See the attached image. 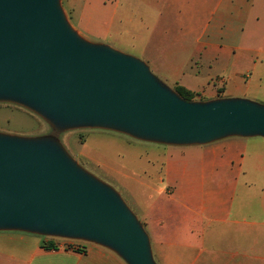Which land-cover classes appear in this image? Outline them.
<instances>
[{
    "label": "crops",
    "instance_id": "obj_1",
    "mask_svg": "<svg viewBox=\"0 0 264 264\" xmlns=\"http://www.w3.org/2000/svg\"><path fill=\"white\" fill-rule=\"evenodd\" d=\"M169 17L173 28L158 30ZM112 19L157 36L142 57L107 47L142 62L170 90L264 106V0H115ZM235 34L238 44H227ZM252 93L261 102L247 99ZM184 149L165 157L156 185H141L144 202L131 194L128 209L153 264H264V137L228 135ZM0 264L129 263L84 240L0 229Z\"/></svg>",
    "mask_w": 264,
    "mask_h": 264
},
{
    "label": "water",
    "instance_id": "obj_2",
    "mask_svg": "<svg viewBox=\"0 0 264 264\" xmlns=\"http://www.w3.org/2000/svg\"><path fill=\"white\" fill-rule=\"evenodd\" d=\"M0 96L27 101L65 124L119 126L177 144L264 137V106L184 101L142 62L79 41L57 0H0ZM0 229L80 239L114 249L129 264H153L145 234L122 201L58 150L4 137Z\"/></svg>",
    "mask_w": 264,
    "mask_h": 264
},
{
    "label": "rangeland",
    "instance_id": "obj_3",
    "mask_svg": "<svg viewBox=\"0 0 264 264\" xmlns=\"http://www.w3.org/2000/svg\"><path fill=\"white\" fill-rule=\"evenodd\" d=\"M113 5L115 0H57V8L68 30L90 47L110 46L142 57L145 47L158 45L156 35L148 38L140 25L135 29L127 19L116 27L112 19ZM164 22L173 28L176 20L172 17L161 20L158 30ZM238 41L237 34L225 39L227 44L237 45ZM164 83H160L164 88L172 86ZM229 91L230 95H240L239 91ZM172 92L177 94L174 90ZM249 97L247 99L255 102L263 99L254 93ZM0 137L58 150L77 172L106 188L127 209L133 210L131 202L135 201L131 194L144 202L141 185L158 183L165 157L173 155L174 158L185 152L182 151L184 147L196 146L146 137L119 126L84 121L65 124L27 101L1 96Z\"/></svg>",
    "mask_w": 264,
    "mask_h": 264
},
{
    "label": "trees",
    "instance_id": "obj_4",
    "mask_svg": "<svg viewBox=\"0 0 264 264\" xmlns=\"http://www.w3.org/2000/svg\"><path fill=\"white\" fill-rule=\"evenodd\" d=\"M173 90L186 102H194L196 100H200L201 99L198 94L193 93L191 91H188L187 89H185V88H183L181 86H178V85H175L173 87ZM201 100L203 101V99H201ZM43 246L46 249H55V246H54L53 243L45 242L43 244Z\"/></svg>",
    "mask_w": 264,
    "mask_h": 264
},
{
    "label": "built area",
    "instance_id": "obj_5",
    "mask_svg": "<svg viewBox=\"0 0 264 264\" xmlns=\"http://www.w3.org/2000/svg\"><path fill=\"white\" fill-rule=\"evenodd\" d=\"M80 250V249H79Z\"/></svg>",
    "mask_w": 264,
    "mask_h": 264
}]
</instances>
